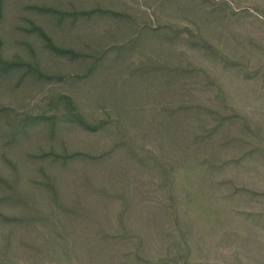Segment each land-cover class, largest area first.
<instances>
[{
    "label": "rangeland",
    "instance_id": "1",
    "mask_svg": "<svg viewBox=\"0 0 264 264\" xmlns=\"http://www.w3.org/2000/svg\"><path fill=\"white\" fill-rule=\"evenodd\" d=\"M128 235L264 264V0H0V264Z\"/></svg>",
    "mask_w": 264,
    "mask_h": 264
},
{
    "label": "trees",
    "instance_id": "2",
    "mask_svg": "<svg viewBox=\"0 0 264 264\" xmlns=\"http://www.w3.org/2000/svg\"><path fill=\"white\" fill-rule=\"evenodd\" d=\"M56 51H60L61 50L54 48ZM186 131H189V129H187ZM183 132V129H182ZM73 155H77V154H73ZM145 158L148 157L147 155L144 156ZM70 158H73V156H70ZM151 159H153L155 161V163L157 164L159 161L157 160L156 155H154L153 153L150 154ZM125 189L128 188H122L121 193H123L125 191ZM103 238H107V237H103ZM109 240H103L106 245V247H111L114 243V239L115 238H107ZM129 241H136V245L133 246V248H129L126 251L125 254H114V253H109L107 252V254L105 255L104 259H101L99 261L98 264H108V258L111 261V264H166V260L162 259L159 261H152L151 257L148 256L145 251H144V239H142L139 236H133V235H128L126 237L123 238L122 242H125L126 244ZM100 242V240H99ZM116 242V241H115ZM105 247H101L100 251H104ZM121 257V258H120ZM120 258V261H119ZM184 258H186V256H184ZM173 260H169V262H172Z\"/></svg>",
    "mask_w": 264,
    "mask_h": 264
}]
</instances>
